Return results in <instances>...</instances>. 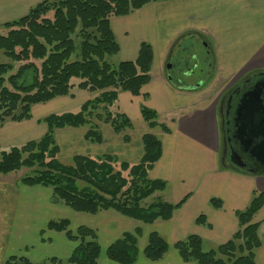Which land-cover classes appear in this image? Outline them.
<instances>
[{"label": "crops", "instance_id": "obj_1", "mask_svg": "<svg viewBox=\"0 0 264 264\" xmlns=\"http://www.w3.org/2000/svg\"><path fill=\"white\" fill-rule=\"evenodd\" d=\"M26 4L23 0H0V8L12 10L14 14H21ZM110 26L120 47L113 58L116 64L135 61L143 43L153 50L150 83L139 96L121 92L118 97L120 111L133 127L116 134L111 126L98 123L102 136L99 144L86 140L87 128L58 129L55 139L60 152L69 156L111 155L121 162L135 164L144 156L142 139L150 132L162 142V157L149 172V178L165 182L166 189L146 200L145 205L156 200L173 205L186 201L171 220H158L152 225L119 213H108L113 214L114 221L95 231L101 246L98 264H118L108 259V248L123 235L137 230L140 232L139 256L135 264H195L185 263L174 245L190 235L204 241L205 251L228 243L240 229L236 213L249 206L254 192H264V175L238 172L222 164L220 132V109L225 93L249 76L264 72V0L156 2L128 16L112 18ZM176 58L184 62L180 77L172 73ZM198 79L202 80L200 84ZM75 90L70 96L34 106L31 120L7 122L0 130V140L5 129L8 132L2 146L7 143L14 147L40 140L48 130L42 122L44 118L78 111L86 97L81 95L84 91ZM86 96L91 97L89 93ZM142 107L157 112L158 123L166 125L169 132L151 130L142 117ZM0 189L3 191V186ZM20 191L25 195L14 201L0 195L2 226L7 218L14 219V211L23 214L34 209L30 226L37 227H33L35 231L2 230L0 264L18 255H23L31 264L67 261L78 243L69 240L65 233L44 231L43 227V223L48 224L50 212L57 213L56 206L54 211L50 209L52 194L46 197L50 199L46 202L41 198L49 192L46 188L23 186ZM211 199L221 201L222 208L212 207ZM61 208V218L71 221L72 216H77L79 221L86 218L81 220L80 216L96 217ZM42 216L46 220L38 222ZM200 217H204V225L198 224ZM85 222L79 225L88 226V219ZM253 223L260 224L262 242L255 262L264 264V207L254 216ZM151 233L161 235L170 246L165 257L157 262L149 261L144 255ZM22 240V246L18 247Z\"/></svg>", "mask_w": 264, "mask_h": 264}, {"label": "trees", "instance_id": "obj_2", "mask_svg": "<svg viewBox=\"0 0 264 264\" xmlns=\"http://www.w3.org/2000/svg\"><path fill=\"white\" fill-rule=\"evenodd\" d=\"M167 1L172 0H46L26 16L3 24L0 130L9 121L31 120L34 106L67 97L76 87L101 95L83 105L79 113L44 118L42 122L48 130L40 140L7 150L0 143V175L30 169L32 172L22 179V185L51 189L55 202L77 213L97 215L112 209L145 225L173 218L186 200L178 205L161 200L145 205L146 200L166 189L165 182L149 178V172L162 157V142L157 136H144V157L136 165L121 163L108 155L75 156L70 165H65L59 160L60 149L55 139L58 129L91 128L92 117L110 125L116 134L132 128L131 121L120 111L118 97L121 92L139 96L150 83L153 50L143 43L135 61L113 64L110 60L120 52V47L110 20L128 16L148 4ZM16 65L19 67L15 71ZM141 114L150 128L169 132L166 125L158 123L157 112L142 107ZM87 137L102 141L92 128ZM210 204L222 208V202L217 199H211ZM263 207L264 192H254L249 206L236 213L239 231L224 245L205 251L204 241L190 235L174 248L185 263L256 264V252L262 242L260 224L253 223V218ZM197 222L206 223L204 217ZM70 224L64 219L47 225L49 231L65 232L69 240L78 243L67 264H98L101 246L96 232L86 226L73 232ZM139 233V230L127 233L113 243L107 250L108 259L118 264H135L139 256ZM169 248L161 235L151 233L144 255L149 261L157 262ZM5 264L31 263L23 256H11Z\"/></svg>", "mask_w": 264, "mask_h": 264}, {"label": "rangeland", "instance_id": "obj_3", "mask_svg": "<svg viewBox=\"0 0 264 264\" xmlns=\"http://www.w3.org/2000/svg\"><path fill=\"white\" fill-rule=\"evenodd\" d=\"M23 1H26V5L24 6V10L21 12V14H14L13 12H12V10H8L7 8H0V32L1 33H5V31H4V29H3V24H5L6 22H10V21H14V20H17V19H19V18H21L22 16L24 17V15L26 16L29 12H30V10L34 7V6H36L37 4H39V3H42L43 1H46V0H23ZM22 13H24V15L22 14ZM6 14L8 15V17H5L6 16ZM201 50H203V51H205L204 50V48L203 47H199ZM200 50V51H201ZM203 51H201V52H203ZM113 64H116V59H111L110 60ZM172 63H174V61L172 62ZM18 65H16V68H15V71L18 69ZM174 68L172 69V73L174 74V76L175 77H180L181 76V72H180V68L179 67H177V66H175V63H174V66H173ZM14 73V72H13ZM175 79V78H174ZM201 79H198L197 80V82H198V84H200L201 83ZM76 89V90H75ZM73 90H75V92L76 91H78V90H81V89H79V88H74ZM72 90V91H73ZM81 91H84V90H81ZM86 92V93H85ZM72 93V92H71ZM71 93H70V95H71ZM78 93V92H77ZM80 93V92H79ZM87 91H84V93L83 94H81L84 98H85V100H84V102H83V104L80 106V108L78 109V111H76V112H74V113H79L80 112V110H81V107L83 106V105H85L88 101H90V100H93V99H95V98H97L99 95H101V93L100 92H95V93H89L90 94V98L88 99L87 98ZM69 95V96H70ZM91 119V128L93 129V130H95V131H97L99 134H100V136H101V132H100V129H99V124L98 123H105V122H103L102 120H98V119H96V117H92V118H90ZM10 122V121H9ZM106 124V123H105ZM108 125V124H107ZM110 126V125H109ZM133 127V126H132ZM149 127V126H148ZM82 128H87L88 129V132H89V130L91 129L89 126H85V127H82ZM150 128V127H149ZM151 130H154V129H160L159 127L158 128H154V129H152V128H150ZM87 132V133H88ZM115 132V131H114ZM126 132V131H125ZM124 133V132H123ZM123 133H121V134H123ZM147 134H152V133H150V132H148ZM87 135V134H86ZM146 135V134H145ZM144 135V136H145ZM152 135H154V134H152ZM7 136H8V132H7V130L5 129V132H3V134H2V137H1V140H0V143L2 142V143H4V141H6V138H7ZM144 136H143V138H144ZM156 136V135H155ZM102 137V136H101ZM86 140L88 141V142H90V143H92V144H99V143H101V142H96V139H94V138H86ZM143 140V139H142ZM17 143V142H16ZM19 144L21 143V142H18ZM24 144H26V143H24ZM24 144H21V145H18V146H22V145H24ZM1 146H2V144H1ZM10 146V147H9ZM13 146H11V145H7V143H5L4 144V146H2V149L3 150H7V149H9V148H12ZM60 149V148H59ZM75 156H86V155H75ZM74 155L73 156H69V155H63V154H61V152H60V154H59V160H60V162H62L63 164H65V165H70L71 163H72V159L75 157ZM108 156H111V155H108ZM89 157H101V156H89ZM112 157H114V156H112ZM144 157V156H143ZM116 158V157H115ZM0 159H1V157H0ZM117 159V158H116ZM143 159V158H142ZM118 160V159H117ZM119 162H121L120 160H118ZM142 161V160H141ZM140 161V162H141ZM140 162H138V163H135V164H132V165H136V164H139ZM121 163H124V162H121ZM127 164H130V163H127ZM32 171L30 170V169H26V168H23V169H21L20 171H17V172H14V173H12V174H10V175H7V176H5V175H0V186L2 187L3 186V191L0 189V195H4V197H6L9 201H10V199L12 200V201H14V199L15 198H17V197H19V196H24L25 194L24 193H22V191H20L21 189H22V187L24 186V185H22V179L25 177V176H28L30 173H31ZM15 185H17V186H15ZM46 189H48L49 190V192L47 193L46 192V196L45 195H41V198L43 199V201H46V202H48L50 199H48L49 198V195H50V193L52 194V190L51 189H49V188H46ZM2 192V193H1ZM48 196V198L46 199V197ZM40 197V196H39ZM40 198V199H41ZM49 203H51L52 204V207L50 206V209H51V211H54L55 210V208H53V207H55L56 206V211H57V213L56 214H51V212H50V215H49V218H48V223L50 222V221H58V220H64V218H61V216H63V213H62V211H61V207H63V208H65V207H67V206H65L64 204H62V203H57V202H55L54 200H53V194L51 195V200H50V202ZM57 207H60V208H57ZM67 208H69V207H67ZM43 209V208H42ZM70 209V208H69ZM72 210V209H71ZM32 211H33V213H32ZM32 211L31 210H29L27 213L24 211V213L23 214H20V213H15L16 211H14L13 212V216H14V219L13 220H9V218H7L6 219V221L4 222V226H2V218H1V214H0V233H1V231L2 230H4V231H6L7 229H9V228H11L12 230L11 231H35V229L33 228V227H37V226H34V225H32V226H30V222H31V217L32 216H34L35 215V210L34 209H32ZM75 212V211H74ZM118 213L117 211H115V210H112V209H110V210H105V211H102V212H100V213H98L97 215H95L96 217L95 218H92V217H89V216H80V219L82 220L84 217H86V218H84L83 219V221H79V220H77L75 217H77V216H72V221L71 220H69L70 221V230L71 231H73V232H75L77 229H78V227H80V225L79 224H81L80 222H82V223H86L85 222V220L86 219H88V226H86V227H88V228H90V229H92V230H94V231H98V229L97 228H99V227H102L103 225H107V224H109V222H113L114 221V217L112 216L113 214H108V213ZM107 213V214H106ZM16 214V215H15ZM120 214V213H119ZM123 216V215H122ZM79 217V216H78ZM125 217V216H124ZM127 218V217H126ZM79 219V218H78ZM130 219V218H129ZM39 220L40 221H38V222H43V221H45L44 220V217L42 216V217H40L39 218ZM65 220H68V218H65ZM133 220V219H132ZM33 221L35 222V219H33ZM13 222H15V223H13ZM38 222H36V224L38 223ZM40 223V224H41ZM48 225V224H47ZM47 225H45L44 223H43V227L45 228L44 229V231H49L48 229H47ZM145 225V224H144ZM46 226V227H45ZM82 226V225H81ZM109 226H113V224H110ZM138 227H139V224H138ZM141 227V226H140ZM143 227V226H142ZM142 229V228H141ZM138 231V230H137ZM63 233H65V232H63ZM44 234H45V232H44ZM66 234V233H65ZM49 235V234H48ZM139 237V236H138ZM22 244H23V240L21 241V242H19V244H18V247H21L22 246ZM9 250H17V249H15V248H13V249H10V248H8ZM19 250V249H18ZM7 254V253H6ZM18 256H21V255H18ZM23 256V255H22ZM2 260H3V257H2ZM0 261H1V257H0ZM2 262V261H1ZM43 264H53L52 262H45V263H43ZM62 264H67V261H65V262H63Z\"/></svg>", "mask_w": 264, "mask_h": 264}, {"label": "water", "instance_id": "obj_4", "mask_svg": "<svg viewBox=\"0 0 264 264\" xmlns=\"http://www.w3.org/2000/svg\"><path fill=\"white\" fill-rule=\"evenodd\" d=\"M256 77L254 84L242 92L233 107V121L234 138L240 150L257 168L247 169L244 162L237 163L233 169L258 176L264 175V73Z\"/></svg>", "mask_w": 264, "mask_h": 264}, {"label": "flooded vegetation", "instance_id": "obj_5", "mask_svg": "<svg viewBox=\"0 0 264 264\" xmlns=\"http://www.w3.org/2000/svg\"><path fill=\"white\" fill-rule=\"evenodd\" d=\"M174 63L175 66L180 68L184 62L176 58ZM256 76L241 82L231 92L225 93L226 95L223 97L222 107L220 109L221 161L224 165L234 168L237 163L241 164L244 162L247 164V169L257 168L255 163L240 150L239 144L234 138L233 121V107L242 92L246 91L254 84L257 79Z\"/></svg>", "mask_w": 264, "mask_h": 264}]
</instances>
